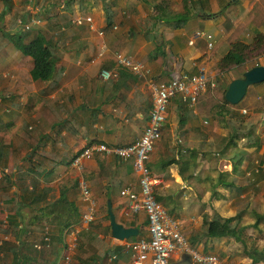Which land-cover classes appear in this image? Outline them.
<instances>
[{
	"label": "crops",
	"instance_id": "crops-1",
	"mask_svg": "<svg viewBox=\"0 0 264 264\" xmlns=\"http://www.w3.org/2000/svg\"><path fill=\"white\" fill-rule=\"evenodd\" d=\"M110 1L115 2L112 25L103 0H73L70 5L66 0H47V5L44 0H12L9 14H4L7 7L0 0V168L8 170V179L0 177V205L10 208L20 203L19 209L29 218L38 217L47 203L60 197L73 203L74 214L63 231L49 225L27 228L32 234L60 236L50 244L48 258L53 264H132L127 245L148 235L146 215L133 214L128 206L127 189L139 188L133 161L101 152L77 168L72 159L91 143L117 146L139 139L153 103L151 81H167L177 68L203 74L215 86H208L194 104L173 98L168 106L162 135L146 158L158 179V202L182 222L190 237L203 217L216 213L231 217L246 209L253 214L247 204L253 187L264 186V82L250 85L239 104L225 108L230 113L241 111L242 116L220 114L216 95L244 71L264 64L259 56L227 71L218 65L233 40L250 42L264 30V0ZM43 7L49 19L34 14L32 18L40 21L25 20ZM15 14H23L19 19L33 30L53 37V78L34 79L32 57L8 40V31L25 29L13 19ZM23 34L26 41L33 36L25 30ZM118 54L143 63L150 72L138 75L120 68ZM104 69L117 75L104 79ZM55 78L58 84L52 85ZM239 129L252 130L250 140L240 133L237 145L223 153ZM39 159L38 172L26 179L25 200L16 176ZM82 180L96 202V216L88 227L81 223L90 208ZM33 199L34 212L25 207ZM109 200L116 221L139 229L137 236L119 241L111 235ZM70 227L79 231L83 257L75 258L77 249L69 250L64 233ZM247 241L240 246L234 237H221L209 246L218 255L236 253L234 264H253L248 254L253 246ZM183 258L174 253L169 264Z\"/></svg>",
	"mask_w": 264,
	"mask_h": 264
},
{
	"label": "trees",
	"instance_id": "trees-1",
	"mask_svg": "<svg viewBox=\"0 0 264 264\" xmlns=\"http://www.w3.org/2000/svg\"><path fill=\"white\" fill-rule=\"evenodd\" d=\"M72 1L73 0H66L65 3L70 5ZM3 2L7 7L4 14H9L8 12L11 11L12 8V0H3ZM44 3L46 4L47 0H44ZM103 6L107 14L109 25H112L115 2L103 0ZM46 12L47 7H43V11H36L32 14L28 13L27 16L29 17H25V20L30 21L32 19V15L34 14L37 17H46L49 19L50 16ZM18 16L19 14L14 15L15 21L18 20ZM22 30V28H19L15 32L8 31L6 33L8 40L15 46V48L20 49L24 54L32 57L33 67L31 74L34 79L47 80L53 78L55 75V45L52 43L53 37L46 36L41 29L33 30L29 27L24 29L26 31V35L33 34V36L31 39L26 41L25 35L23 34L24 30ZM262 54H264V30L256 32L250 42L244 39L233 40L229 49L218 59V65L222 71H227L253 58L259 57ZM57 84L58 79H53L52 85ZM226 89L227 87L220 88L216 91V95L220 99V102L217 103V109L222 115L224 113L223 110H225L227 106L231 105L225 99ZM252 132V130L243 132L242 129H239L231 135L227 144L221 151L226 153L230 147L236 146L237 140L240 138V133L244 134V136L250 140L249 134H253ZM39 164L40 159L30 164L28 172L22 174L20 173L16 176V186H18L20 193L25 195V200H28L27 190H29V186L25 184L26 179L30 176L31 172H38ZM261 171L263 172V176L264 170L262 169ZM220 172L222 173L221 169ZM3 177L4 179H8L7 175ZM7 183L11 185V182ZM4 188V191H6L8 187L6 186ZM35 201L36 200L34 199L29 200V203L25 201V207L30 208L31 211L34 212L35 210L32 207V203ZM19 207L20 203H16L10 208H3L2 205H0V264H53L47 255L38 258L36 255L27 252L24 248V242H21L23 241L22 238H24L22 236L33 235L31 231L27 230L30 225H35V227L39 229H42L43 226L49 225L58 231H63L65 228L69 227L71 217L74 214L75 209L73 208V203L67 198L60 197L55 201L47 203L46 207L41 210V212L43 211L44 213H40L38 217L30 216L29 218H26V216L23 215V212L19 209ZM241 214L242 213H238L235 216L222 217L216 213L210 218L203 217L201 219V227L189 237L191 246L195 249L211 251L209 243L214 238L234 237L237 241L243 244L244 241L241 238V234L245 229L254 227L262 233V222L264 221L263 213L254 210L253 215L255 217V221L245 225H240ZM60 234H62V232H60ZM40 236V243L43 244L44 247L54 244V241L58 242L60 240V236L53 233H50L49 236L42 233ZM46 237H49V239L46 240ZM248 254L253 258V264L259 262L264 264V248L262 250L253 249L249 251ZM220 256L232 259L236 256V253L226 254L225 252H221Z\"/></svg>",
	"mask_w": 264,
	"mask_h": 264
},
{
	"label": "built area",
	"instance_id": "built-area-1",
	"mask_svg": "<svg viewBox=\"0 0 264 264\" xmlns=\"http://www.w3.org/2000/svg\"><path fill=\"white\" fill-rule=\"evenodd\" d=\"M38 21L40 20L32 19L34 23ZM18 22L25 28L30 27V24H24L23 19H19ZM261 56L264 57V54ZM117 64L120 68H126L138 75L150 72V69L143 63L123 54L117 55ZM101 75L104 79H109L116 76L117 73L104 69ZM151 86L153 103L149 112V121L139 139L127 145L117 146L91 143L73 157L72 164L77 168H82L84 160L91 159L101 152L133 161L138 174L139 188L136 191L127 189L128 206L133 214L144 213L146 215L148 235L127 245L133 253L132 264H144L145 262L169 264L174 253L188 254L191 264H234L231 259L223 258L217 253L195 249L191 246L189 236L183 230L182 222L158 202L155 194V185L158 179L152 175L146 163L148 154L154 150L162 135V126L166 120L171 100L179 98L182 103L194 104L208 86H215V82H209L203 74H190L177 68L172 71L169 80L160 82L152 80ZM7 172V169L0 168V177L5 176ZM80 185L84 199L90 202V208L83 213L81 218L82 225L88 227L96 216V202L91 197L89 187L83 180ZM64 236L69 250L75 249L79 241L78 229L70 227L65 231ZM47 239L49 237H46ZM42 245L37 243L36 247L41 248Z\"/></svg>",
	"mask_w": 264,
	"mask_h": 264
},
{
	"label": "rangeland",
	"instance_id": "rangeland-1",
	"mask_svg": "<svg viewBox=\"0 0 264 264\" xmlns=\"http://www.w3.org/2000/svg\"><path fill=\"white\" fill-rule=\"evenodd\" d=\"M19 16H20V18H23L22 17L23 14H19ZM13 19H14V17H13ZM18 19H19V17H18ZM32 19H34V18H32ZM23 33H24V31H23ZM228 107H230V106H228ZM225 111H227V110H223V112H224L223 114H225ZM227 114H231V115L234 114V116H238V115L242 116V115H244L243 112L237 111V110H235V113L233 112V110L231 111V113L227 111ZM242 130H244V129H242ZM219 153L221 154L222 152L219 151ZM260 158L261 157L259 155H258V157H256V159L258 160L257 163H260ZM253 191H254V195L251 196L250 201L247 203L249 205L248 209H251V210L254 209V210H257V211H259V212L264 214V186L258 187V188L257 187H253ZM246 211H247V213H244ZM241 213H242L241 214V222H240L241 225L242 224H246V223H251V222L255 221L254 215L250 211H248L247 209L244 210V211H241ZM262 229H263L262 233L259 230L255 229L254 227L245 229L243 231V233L241 234V236L245 238V240H244L241 237L243 239V241H244V244L248 240L247 242H249L250 245H252L253 247L256 246V248L252 247V250L253 249L262 250L264 248V221L262 222ZM48 233H50V232H48ZM47 235L49 236L50 234H47ZM22 237H24V238H22L23 241H21V240L20 241L24 242L25 250L27 252L31 253V254L36 255L38 258L44 257L45 255L48 256L49 252L52 251V250H50V245L46 246V247H44L42 245L41 248H37L36 247V244L41 242L40 235H38V234H33L32 236L31 235L22 236ZM20 241H19V243H20ZM80 242H81V239L78 241V244H77V246L75 248V249H77V253L74 255L75 258H78L80 256L83 257V255H84L82 253V251H81V246H80L81 243ZM238 244L240 246H243V244L241 242L240 243L238 242Z\"/></svg>",
	"mask_w": 264,
	"mask_h": 264
},
{
	"label": "water",
	"instance_id": "water-1",
	"mask_svg": "<svg viewBox=\"0 0 264 264\" xmlns=\"http://www.w3.org/2000/svg\"><path fill=\"white\" fill-rule=\"evenodd\" d=\"M264 82V64H258L244 71L240 77H236L229 82L225 91V99L230 104H239L244 98L250 85ZM108 213L110 218L111 235L119 241H127L131 237L139 234V229L127 227L116 221L112 210L111 201H108ZM175 264H191V258L188 254L179 263Z\"/></svg>",
	"mask_w": 264,
	"mask_h": 264
}]
</instances>
